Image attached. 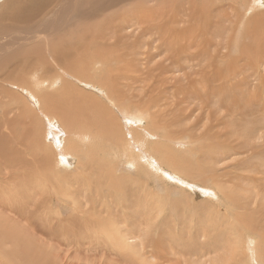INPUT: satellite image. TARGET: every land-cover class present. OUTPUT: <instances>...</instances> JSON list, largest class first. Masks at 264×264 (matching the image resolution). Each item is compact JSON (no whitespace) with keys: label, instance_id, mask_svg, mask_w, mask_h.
<instances>
[{"label":"bare ground","instance_id":"obj_1","mask_svg":"<svg viewBox=\"0 0 264 264\" xmlns=\"http://www.w3.org/2000/svg\"><path fill=\"white\" fill-rule=\"evenodd\" d=\"M69 2L70 0H64L62 4L58 6L56 11L52 14L53 17H51L47 33H44V29L42 27L44 24H46V20H44L42 24H40L39 33L37 31H32L31 29H28V32L32 36V39L28 40V39H20L21 34L23 33V24L27 20V17L19 13V6H17V4L13 3L11 0H0V44L2 41L6 40L7 38L9 39L7 46L0 47V82L1 80L5 81L6 84L2 88L3 92H0V198H2L5 195V193H7L9 195L10 200H7L5 203L12 208L11 210L7 211L8 209L4 206L3 203L0 202V236L1 237L3 236V240L5 235L6 236L9 235V233H6L5 235L4 233L6 230L11 231V226L14 227V233L22 232V230L18 228L19 224H16V221H19V219L16 217L17 213H19L18 208L22 209L23 207L24 213H26V210H29L26 209L27 206L37 205L38 203L41 202L40 201L41 195H39L38 201L34 199H32L31 201L30 199L24 202L21 200L27 197H36L39 194L38 188L32 182L33 184L30 185L29 189L24 188L23 198L20 197V193L23 191L21 190L22 181H21V172H20L22 168H25L26 165H31V164H33L34 167H36V164H38L39 167L46 169L45 166L47 165L49 167V168L47 167V169H50L53 172L49 173V178H44L45 182H49L47 185H45V187L51 185L50 181L60 186L61 185L60 181H62L61 178L64 177V175L65 177L67 176L65 178V181L68 182V184H73L75 186L83 184L84 186L83 179L82 180L79 179V181L72 183V180H74L76 176L73 175L71 176V178L68 177V175L72 172L73 169L70 167L71 163L69 162L72 160L71 155H74V153L71 151H76V149L71 148L69 146L67 149L66 145L68 143L72 145L73 143L72 146L76 145L77 146L76 148H78L77 145L78 143L75 144V142L73 141L68 142L66 135L73 137L74 140L84 139L85 141H86L85 137H89L88 135H90V137H94V133L91 132H89L88 135H85V133L82 134L78 132L79 133L78 134L75 131H73L72 130L73 126L72 127L69 126L70 122L68 120L65 121L63 115L55 113V116L52 117L53 114L50 110L52 103L48 99L49 94H47L46 99L44 100L41 98L42 95L41 93L39 94V92H37V94H39L38 97L37 95L36 96L32 95V93H30L31 91L28 92L27 90H25L26 89L24 88L25 84L28 83L31 84L32 82V84L35 85L33 88L34 89L36 88L37 90L39 87L40 89H42L50 84L52 87L49 86L50 87L49 89L55 90L54 89L55 87H57L60 83L64 82L65 83L64 84L65 87H63V93H64L67 90V86H68L67 82L63 80L64 77H68V79L71 78V80L77 82V84H82V85L84 84L85 86H90L89 81H87L88 83L84 82L86 81L85 79H89L91 76H93V71L94 72L97 71L98 73L100 69L102 71L105 68L103 66H109V68H111L113 67L112 64H116L118 66L122 65L121 68L123 70L117 67V72L114 74L112 73L111 69H110V74H107L108 76H105V74L102 73L101 75H99L97 85H101L102 88L107 92L109 100L111 101V103H113V105L117 108V110H119V113L121 112L123 113V115L128 114L127 110L124 109L129 110L132 107L134 112H136L137 110L141 111L136 117H133L131 119L123 116V118L127 120L129 126L132 125L133 128L139 129L141 127L140 121H145V116H146L152 128L161 130L159 132H151V128H150L149 136L137 137V142L140 144V146L145 150L147 148V151H144V153L142 154L139 152V150L133 148V141L130 140L127 135H121L120 133H116L115 130H112V134L107 132L109 136L108 135L104 136V138L108 136L107 137L108 140L115 138L114 141H111L113 143L110 146V148H108L106 145L104 146L102 145V147H100L99 145H101V143L99 145L94 146L90 143L87 144L84 143L85 141L83 142V148L95 147L96 152L97 153L101 152V154H103L102 158H105L103 161L104 166L103 168L100 169V171L101 173L106 175L107 179L110 181V185L109 187H107L108 190L107 194L110 198H112V204L115 207L113 208L115 210L121 208L119 201L121 199L127 198L129 200L133 199V201L139 202L143 200L142 198H140L141 196H143V198L146 196L145 193L146 190L144 189V186H143L144 190L141 189V186H139V188H136L137 183L133 180V177L135 175L138 176L140 179H142L141 183H143V185L146 186L147 190L149 189L148 187L151 185L152 182L151 177L156 178L163 186L166 187L165 189H169V185L165 183L168 180L169 181L174 180L179 183H182L183 181H187V179L191 181L192 180L191 178H194L202 181V184H204L205 181H211L213 185L214 184L217 185V188L215 189L216 193L214 192L213 194L220 193V195L223 197L224 200L223 201L224 203L222 204L228 206L229 213H231V210L233 208L238 207L237 204H239L238 203L239 199L237 198V194H238L237 190L239 188L236 189V191L230 190L229 188L231 186L226 184L219 177L217 178V176H215L216 175L215 173L213 177L212 176L209 177L212 174L211 173L212 167L209 166L208 169L207 164H210L211 162V164L219 165L223 161H226L229 158L231 159L232 157H236L238 155L246 156V161H247V159L254 158V157H249L250 154L254 156L255 154H258L257 147L259 146L256 145V141L261 137L264 139V125L262 126L260 123H258V120H255L258 123L257 125H255L256 123L253 122V120L251 121V119L249 118L251 116L255 117V113L259 114V111L261 113L262 109L260 108L262 107H263L262 111H264V104H261L260 100H257V97L254 96L258 94V93H254L255 90H249V88L248 90H244V88H247L248 87L247 85L250 84L249 83L250 78H255L258 82L261 83L262 81V83H264L263 75L260 73L258 68L260 66V63L258 61L256 62V60L253 58L247 59L248 62H250L249 65L252 66V68L250 69L252 70V72L250 73L249 70L248 78L247 79L244 78V80L240 79L239 81L240 84L236 82L238 85V90H236L237 91L236 97L233 95L236 99L233 100L234 101L233 105L230 104L232 107H230V105L228 106V102H229L228 100L230 99V98L228 99L229 89L225 87L227 89L226 91L224 89V86H221V83H218L220 86L217 88H215L216 86H214L213 88L202 90L203 93H200V90H195L193 91V93H191L192 91H189L188 89L184 92L178 93L177 90L171 91V89H173L175 87V84L178 82L173 83L174 85L170 86L169 84H171L172 80H170V78L168 79V77H166V75L164 74L168 73L171 67L172 68L176 67V65L179 64L180 62V59L175 56L176 50L174 49V45L176 44V40L178 38L182 36L187 37V34H190L192 32L204 36L205 33L209 31V28L214 25L215 19L221 20L224 23L222 25L223 26L222 28L229 29L230 31H235L238 28H240V32H242L246 28H250L253 30L254 28H252L251 26L253 25L255 26V23H259V24H261L262 22L264 23V10H262L264 9V0H99L97 9L99 12H101V15L97 19V30L95 29L97 31V35H94L93 33H90L91 36L76 34L77 37L83 39H86L87 37L91 39L89 40V42H87V40L84 42L82 39H79L76 43L78 50L74 51L73 53H66V45L70 40V35L72 31L68 30L69 29L68 28L67 31L64 32L62 28L63 27L65 28L66 25H68L67 23L69 18V12L71 11V8L76 6L75 4L69 5ZM91 3L92 0H90L89 5ZM122 4H126L125 8L126 7L127 8L122 9L121 8ZM87 6L88 5H84V2L79 5L80 10L79 12L76 13V20H75L76 25L79 24V26L83 27L84 22L87 21L86 17L89 14L88 9L92 8V6H89L88 9H86ZM27 7L28 4H26V8ZM175 7L176 10L173 11L172 8ZM209 12H211L210 18L207 16V13ZM122 14H125V17L123 19L121 18ZM14 16L19 18V22L13 20ZM186 17L188 18L187 21H189L190 25L188 28L186 27L181 28V26L187 22L185 20ZM202 22L204 24H202ZM16 23H18L17 27L13 29L10 32V34L7 36L6 35L7 29L9 27H12ZM61 29L63 30V33L56 34V32H58ZM245 35L244 37H246ZM252 35H254V31ZM252 35L250 36L251 38H253ZM34 36H37V42L39 46L36 47L33 46ZM191 36L194 35L192 34ZM150 38L156 39V43L162 42L164 46L168 45L169 47L170 45L169 52H171L172 54L174 53V56L166 57V60L167 62L170 63V65H166L165 62L163 63L162 62L163 59H162L159 61L158 64L156 63L155 66H151V65L149 66L151 62L152 63L156 62V58L158 57L157 55L154 54L156 52L155 50H157L156 44H154V41H149ZM94 39L97 41V45L92 43ZM242 39L244 41V38ZM52 41H54V44H51ZM227 42L228 41L225 40L226 43L225 45H227ZM234 44L236 43L234 42ZM242 44L240 48L242 47ZM250 45L252 44L250 43ZM255 47L257 46L254 45V49L258 48ZM152 50H154V53L152 52ZM247 51H253V48L249 45L244 46L242 49V53H245ZM22 53H26L25 56L27 58L26 66L15 68L14 69L15 76H13L11 69L17 64V60L19 61V59L23 55ZM32 55H35V59L31 62ZM141 55L144 57L143 60L146 66H144L142 61H140ZM242 55L246 56L248 54H242ZM66 59H70L74 63L75 68L69 69L67 71L64 70L62 64L66 61ZM58 69H62L63 72L58 71ZM132 69H134V71ZM235 71L236 70H234V74L232 73L233 75H235ZM144 72L146 77L145 80L141 82L142 84L141 87H135L137 83L133 78V76H135L134 73L137 75V74H143ZM122 79H123L122 82L128 79H131L132 82L125 81V84L123 85L121 83ZM71 83L70 86H72ZM252 83L255 86L254 82ZM146 84H149L148 87L147 86L145 87ZM231 86L233 85L231 84ZM194 87H198V86H194ZM8 88L15 89L21 92L22 91L26 92L27 93L25 94L26 97L28 98L29 96V99L34 100L33 103L35 104V106L37 105V103L38 105L41 103V106L38 108L39 109L38 113H40L42 119L41 118L38 119L39 123L42 122V124H44L45 120L43 118L46 117L47 120L49 119L48 120L49 123L52 122L51 120H54V118H56L59 120V121L57 120L59 124L60 123L62 124V127L57 126L56 125L57 121L55 119L53 121L54 123L49 124L48 127H43L41 125V129L39 132H37L36 136L33 134L31 143L38 142L40 146L39 153L42 154V157H39L40 154L31 151L32 152L31 156L34 159L33 163L29 161L21 160V148L19 145V141L16 140L14 131L13 132L11 131V129H13L11 127H13V125H16V121H17L16 117L19 116L16 117H14L15 115L11 116L10 114H12L13 112H10V110L13 107L12 106L8 107V103H7L6 105L7 108H6L5 106L6 103L4 104L3 101L5 98H9L16 103L19 100L17 99L15 101V96L13 95V92H11ZM125 88H129V89L126 90ZM131 88H134L136 90H141L144 96L147 97L146 98L147 100H143L139 98V96H137L136 98L134 97L135 98V99L133 98L134 101L131 102L129 100L131 96L128 95L129 90ZM34 89L32 91L33 93H34ZM168 90H170L171 92V98L173 100L172 103L168 101L169 99L167 96ZM56 91L58 92V90ZM245 91L250 92L251 95L253 96L250 95L247 96V93H245ZM50 93H52L51 90ZM233 101H231V103ZM146 102H148V106L142 107ZM3 105L4 107H2ZM29 110L32 111L33 113L32 116H34V113L36 112H34L32 108ZM108 110L109 109H107V112ZM222 111H226L227 113L225 114L229 115V118L230 116H233V125H229L230 123L225 121V117L228 116L226 115L222 117L220 116L219 112ZM184 112H186L188 115L185 117H178ZM202 113L206 114L207 119H202ZM234 113L236 115L237 114L241 115V117H237L236 115H234ZM117 116H115L114 114V116L111 117H114L115 119L121 117L119 114ZM175 117H178L177 121L180 124H183L184 122H187L191 120V118L195 117V120L192 121L196 122L197 125L201 124L200 135H197L199 133L196 134L195 132L196 127H190L191 124L193 125V123H191L192 121H190V125H188V123L181 125L182 126L181 130L183 131L182 133L184 134H180L179 126L178 127L175 126L173 127V129H170L169 125L167 124L170 119L176 120ZM229 118L228 120H230ZM120 124L121 122L120 123L118 122L117 126H120L121 129L124 130L123 126ZM92 129L94 130L93 125H92ZM107 129H110V127H108ZM219 129L221 131H218ZM95 130H97V128ZM88 131H91V129ZM65 132H69V133L66 134ZM105 132L103 134H105ZM95 137L97 138V135ZM159 139L166 141L170 140L173 143L167 145L168 146L167 151L169 152L168 159L161 145L157 147L149 146V144H151L153 140H159ZM185 145L188 146L196 145L200 147L196 148L195 146H193V149H191L192 152H188L190 156H186L187 153H184V156L179 158V153L182 148L180 150L177 148L178 146L184 147ZM32 147H36V145H32L31 147H29L28 145L26 149L29 148L33 149ZM81 149L80 151H78L79 158H80ZM197 154H204L203 157L209 159V161H205L204 158L196 159V157H192V156H197ZM105 156H110V157L106 158ZM199 156L201 157V155ZM201 159L203 163L199 162V160ZM82 161L79 162L78 169L80 168L85 169L87 164H84ZM97 169L99 168L97 167ZM168 171H171V174H168ZM92 172H97V171L92 170ZM229 173L230 172H228L226 176H228ZM256 174H260V173L257 172ZM262 174L264 175V172H262ZM248 179L253 183H257L260 181V178H258L257 175H255L253 178L251 177ZM158 181H156L155 183H157ZM101 182H102L101 178H98L96 185L97 192H99V190L102 188ZM191 182H192L191 184L194 183L193 180ZM59 188H61V186ZM190 188L199 189L193 185ZM204 188L210 190L213 188V186L212 187L203 186L201 193L203 192ZM42 189L43 191H45L44 187ZM47 193L43 192L42 195L45 196V200H47L49 203H53L55 201L63 208L68 206L67 204L68 202L65 201V197H67L65 193L59 197L57 193L56 194L57 196H55L56 198H54L50 194L47 195ZM250 198L251 197H249V199ZM61 200H63L65 204L61 203ZM251 201L254 202V199ZM240 202L243 203L242 200H240ZM248 202L249 201L244 202V204H247ZM47 205L48 204H46V206ZM141 205L142 204H139L138 210H133L130 213L123 212L120 216L116 215L117 221L115 222V224H109L111 231L108 230L107 228L108 226L107 224H105L104 220L97 218V238H89L88 241L84 240L86 242H84L83 240L73 241L76 237L70 239L69 238L70 233L68 231L66 232L62 231L63 234H61L62 235L61 237L63 241L69 244V247L65 244L66 248H68L70 251L71 249H74L75 251H79L78 255H80L84 253L83 251H86L88 253L89 251L96 252L94 246H97L96 248L97 263L99 264H102L103 263L102 259H105L107 257L108 258L106 259L105 264H125L124 261L129 264H155L152 260L149 259L148 255L146 256L145 254H142L140 252L141 250L144 249L143 242H141L140 244L131 242L134 240H142L144 242L148 241V245H149L151 236L150 233L147 232L146 230L154 231L156 226L158 225V224H154V225L150 224V222L149 224H144V221L153 220V216L151 217V215L146 214L144 209L139 210ZM102 206L108 207L107 203L105 202L102 204ZM121 209L123 210V208ZM105 213L110 214V211L107 210V212ZM19 215L21 216V214ZM144 218L146 219L144 220ZM234 220H235V224H230V225L226 224L225 227H221L220 225L218 226V228H215L216 232L213 233L214 234L213 239L208 238L207 232L202 231L200 234L203 235L206 244H197V241L200 240L199 239L200 235L199 236L197 235L198 238L196 239V237L193 236L195 235V233H192L193 228L189 224H188L189 226L186 224V227H182L183 225L173 223V227H172L173 239L175 242L182 244L187 248L188 252L187 251L185 252L186 256L195 257L196 255L199 256L201 253L203 255H206V252L204 251L211 252L216 248H221L220 246L222 239L225 237L226 234L229 233V235L231 236L229 240H227L228 247L225 249H227L226 251L229 250L228 253H230V256L229 255L228 256L231 258H228L227 256L223 259L225 255L223 256V254L221 253L223 252V249H220L216 254V255L220 254L217 257L216 261L213 260L209 261L206 258L199 259V257L197 260V257H195L196 258L195 264H229L231 262H233L232 264H237V260H239L238 264H241L242 262L243 264L245 263L264 264V256L260 254L261 242L264 239L263 234L260 233L261 235L260 234L258 235V233H256V229L258 230V228L254 227L255 224H248L247 221H245V219H243L242 215L239 213H236ZM22 221H25L26 224L33 223L32 213L28 212L24 216ZM71 221H73L72 224L77 223V222L74 223L76 220L71 217L68 218L67 221L64 218H58L57 223L70 224ZM92 223L96 224L95 222ZM130 225H132L133 228ZM209 225L210 224L203 225L202 227L205 228L206 230L208 229ZM258 225L264 227V224H258ZM112 226H114L115 229ZM145 226L147 227V229H145ZM179 227L181 228L179 229ZM169 228H170V224L168 225V227H165L164 231H168ZM182 229L184 230L182 231ZM59 230L61 229L59 228ZM243 232L244 233L246 232V238H247L246 239L247 244L243 243L246 245V247L243 248L244 249L247 248V251L242 252V250H240L241 241L240 243H238L239 240L234 239L232 235L233 233L236 234L238 236L236 237L241 240L242 238L241 235L243 234ZM100 234L110 236L109 238L110 241L114 237H119L120 238L119 241L121 242L117 245V248L110 250L109 247L107 246V243L105 244L107 240H105ZM210 235H212V232ZM257 235L259 236L258 238L259 240L256 238ZM252 236L256 239V241H254ZM35 237H36V229H34L30 233H27L25 240L27 249L25 251H27L26 253L29 255H33L35 254L34 252H39L41 250L46 249L45 241H43V243L42 244L40 243L41 245H39L38 243L39 240L36 239L34 240ZM181 237L189 239L190 242L189 243L182 242L180 240ZM19 238L12 237L11 240H14L15 242V240H19ZM3 240H0V264L6 263L4 259H7L6 256L9 253L13 254L12 249H11L12 251L9 250L11 252L5 254L6 253L5 251L7 250L3 249L2 245H4L6 240L5 241ZM9 240L7 241V244L8 242L11 241ZM56 240L58 241V239ZM257 241H260L259 242L260 245H258ZM32 242L35 245H33ZM11 244H15V243H11ZM48 244H50V242ZM233 244H237L238 246L236 248H231L230 246ZM51 245L52 244L48 246L50 247ZM100 246L101 248L99 249L98 247ZM126 247L137 251L136 254L137 256H139V259H136L135 257L130 256L129 254L123 255V253L126 250ZM13 248L16 251L15 246ZM3 254H5L6 256ZM35 256L31 257L29 260L27 259L28 263L26 264H35L36 263L35 260L36 261L38 260L37 264L39 262L41 263V256L39 255L38 257ZM52 256L53 255H51V257ZM70 256L69 255L63 256V254L55 253L53 257L54 258L53 263L81 264V259L78 258L77 259L79 261L77 262L69 261L71 260L70 258L72 257ZM13 257L15 258L16 256L13 254ZM38 258H40V260ZM48 260L50 261L52 259L48 258ZM32 261H34L35 263ZM49 263L51 264V262ZM174 264H178V262L174 261Z\"/></svg>","mask_w":264,"mask_h":264},{"label":"rangeland","instance_id":"obj_2","mask_svg":"<svg viewBox=\"0 0 264 264\" xmlns=\"http://www.w3.org/2000/svg\"><path fill=\"white\" fill-rule=\"evenodd\" d=\"M11 1L13 3L17 4V6H19V13L21 15L27 17V20L23 24V33L21 34L20 39L31 40L32 36L28 32V29H31L32 31H37L39 33L40 32V24H42V22L44 20H46V24H44L42 27L44 29V33H47L51 17H53L52 14L56 11L58 6H60L62 4V2L64 0H11ZM83 2H84V5H88L86 7V9H88L89 6H92V8L88 9L89 14L86 17L87 21L84 22V26L81 27V26H79V24L78 25L75 24V20H76V13L79 12V10H80L79 5ZM89 3H90V0H70V2H69V5L75 4L76 6L73 8L70 7L71 11L69 12V18H68V23H67L68 25H66L65 28L64 27L62 28L64 30V32H66L68 28H69L68 30L72 31V33L70 35V40L68 41V43L66 45V53H73L74 51L78 50L76 43L79 39H82L84 42L86 40H87V42H89V40L91 39V38H87V37H86V39H83V38L77 37L76 34L77 35L91 36L90 33H93L94 35H97V31H96L97 30V19L101 15V12H99L97 9V5L99 4V0H92V3L90 5H89ZM26 4H28L27 8H26ZM125 5L126 4H122L121 8L126 9L127 7L125 8ZM217 5H219V4H217ZM172 10L175 11L176 7L172 8ZM262 10H264V9H262ZM207 16L210 18L211 12L207 13ZM124 17H125V14H122L121 18L123 19ZM186 18H185V20L187 21L188 18L187 19ZM13 20H16L19 22L18 17L14 16ZM17 24L18 23H16L15 25H13L12 27H9L7 29V32H6L7 36L10 34V32L13 29H15L17 27ZM184 24L182 25L183 27L181 26V28H185V27L188 28L190 25L189 21H187ZM202 24H204V23L202 22ZM223 24L224 23L221 20L215 19L214 25L209 28V31H207L204 36H201L199 34H195L194 32H192L190 34H187V37L182 36L176 40V44L174 45V49L176 50L175 56L180 59V62H179V64L176 65V67H174V68L171 67L169 69V72L164 74V75H166V77H168V79L170 78V80H172V82L170 81L171 82V84H169L170 86L174 85L173 83L178 82L175 84V87L173 86L174 88L171 87V88H173V89H171V91L177 90L179 93V92H184L188 89L189 91H192L191 93H193V91H195V90H200V93H203L202 90L210 89V88H213L214 86H216L215 88H217L220 86L218 83H221V86H224V89L226 91H227V89H229L228 90V99L229 98L230 99L229 100L227 99V100L230 103L228 102V106L230 104L233 105L234 104L233 100L236 99L235 98L236 92H237L236 90H238L237 83L240 84V82H239L240 79L241 80H244V78L247 79L248 75H249V70L252 68V66L249 65L250 62H248V60H247L248 58H253L256 60V62L258 61L260 63L261 67L259 66L258 68H259L260 73L263 75V79H264V68H263L264 67V23L263 22L261 24L255 23V26L254 25L251 26L252 28H254L253 30L250 28H246L242 32H240V28L236 29L235 31H230L229 29H224V28H222ZM226 24H228V23H226ZM62 29L59 30L58 32H56V34L63 33ZM253 31H254V35H252ZM238 32H240V33H238ZM64 34H67V33H64ZM192 34L194 36H191ZM244 35L246 37H244ZM251 35L253 36V38L250 37ZM254 36H255V38H254ZM235 38L237 39V41ZM242 38H244V41ZM225 40L228 41L227 45H225L226 44ZM33 41H34L33 46H35V47L39 46L38 42H37V36L33 37ZM149 41H154V44H156V48L158 50V51L155 50L156 51L155 53H154V50H152V52L155 55H157L158 57L156 58V62H153V63L151 62L149 64V66L150 65L155 66V64L156 63L158 64L159 61L162 59H163L162 60L163 63L165 62L166 65H170V63L167 62V60H166L167 56H174V53L172 54L171 52H169L170 45L168 47V45L164 46V44L162 42L156 43V39H152V38H150ZM8 42H9V39L7 38L6 40L1 42L0 47L7 46ZM234 42L236 44H234ZM239 42H240V44H239ZM92 43L97 45V41L95 39L92 41ZM250 43L253 46L250 45ZM51 44H54V41H52ZM241 44H242V47L240 48ZM248 45L253 48V51H247L245 53H242L243 47L248 46ZM254 45H256L258 48L255 47L257 49H254ZM164 47H167V48H164ZM167 53H169V54H167ZM241 53L242 54H248V55L243 56ZM22 54L23 55L21 56L19 61L17 60V64L11 69L13 76H15V72H14L15 68H20L21 66H26V61H27V58L25 57L26 53H22ZM163 57H165V58H163ZM143 58L144 57L141 55L140 61H142V63L144 64L145 62H144ZM34 59H35V55H32L31 56V62ZM190 62H191V64H190ZM259 63H258V65H259ZM187 64H189V65H187ZM112 65H113V67H111V68H109V66H103L105 68L102 71L100 69L98 71V73H97V71H95V72L93 71V76L90 77L91 79L90 78L85 79L86 81H84L85 83H88L87 81H89L90 86H85L84 84L83 85L77 84V82L72 81L71 78L68 79V77H64L63 80H65V82H67L68 86H70V83L72 82L71 83L72 86L68 87L66 85L67 90L64 93H63V87H65L64 82L60 83L58 85L59 87L58 86L55 87L54 88L55 90L49 89L50 87H52L49 84L46 87L42 88L43 90L45 89L44 91L42 89H40V87L38 88V90L36 88L34 89L33 87L35 85L32 84V82H31L32 85L30 83L25 84V87H24V88H26L25 90H27L28 92L31 91L30 93H32V95H35V96L37 95L39 97V94L41 93L42 94L41 98L45 100L47 94H49L48 99L52 103L51 108H50V110L53 114L52 117L55 116V113L63 115L65 118L64 120L65 121L68 120L70 122V123L68 122L70 124L69 126L70 127L73 126L72 127L73 129L71 128L73 131H75L76 133H78V132L82 133V134L85 133V135H88V133L91 132V133H94V137H90V135H88L89 137H85V139H86V141H85L84 139H80V140L75 139L74 140L73 137L66 135L68 142L73 141V142H75V144L78 143L77 144L78 148H76L77 147L76 145H74L75 147L72 146L73 143H72V145L70 143H68L66 145L67 149H68V146L76 149V151H71L74 153V155H71L72 160L69 162L71 163L70 167L73 169H72V172L68 175V177L71 178V176H73V175L76 176L75 179L72 180V183L79 181V179H81V180L83 179L84 186H83V184L78 185V186L77 185L75 186L73 184H68V182L65 181V178L67 176L65 177V175H64V177L61 178L62 181H60L61 182V185H60L61 188H59L60 187L59 185H57L56 183L51 182V181H50L51 185L45 187V185H47L49 182H45L44 178H49V173L53 172L50 169H47V167H48L47 165L45 166L46 169L39 167L38 164H36V167H34V165L31 164V165H26L25 168H22V170L20 172H21V181H22V185H23V186L21 185V190H23V191L20 193V197L23 198L24 188L29 189L30 185H32L33 183L38 188L39 194L36 197H27V198H23L21 200L24 202H26L27 200H30V199H31V201H32V199L38 201V197H39V195H41V197H40L41 202L38 203L37 205L27 206L26 209H29V210H26V213H24L23 207H22V209L18 208L19 213H17L16 217L19 219V221H16V224H19L18 228L21 229L22 232H15L14 233V227L11 226V231H9V230L5 231L4 235L6 233H9V235H7V236L5 235L4 240H3V236L2 237L0 236V240H3V241L6 240L4 245H2L3 249L7 250V251L4 250L6 252L5 254H8L9 252H11L13 250L12 253L16 256L14 258L13 254H11V253H9L7 256L5 254H3L7 257V259H4L6 262L5 264H22V263L26 264V263H28L27 259L29 260L31 257H34L36 254L41 256V263L39 262L40 264H42L43 261H44L43 262V264H44L45 260H46V263L51 262V264H54L53 263V260H54L53 257H54L55 253L63 254V256H66V255L70 256L71 255L72 256V257L70 256L71 260H69L71 262L72 261L77 262V261H79L78 259H81V264H99V263H97V249H96L97 246H94L96 252H94V251L90 252L89 251V253H88L86 251H83L84 252L83 254L78 255L79 251H75L74 249H71V248H70L71 249V251H70L68 248H66L65 244L68 247H69V244L65 243L63 241V239L61 237L62 236L61 234H63L62 231H65V232L68 231L70 233V236H69L70 239H73L76 237L73 241H75V240H83V241L86 240V241H88L89 238H97V218L104 220L105 224H107V226H108L107 227L108 230L111 231L109 224H115V222L117 221L116 215L120 216L123 212L124 213H130L133 210H138L139 204H142L140 206L139 210L144 209L146 214L151 215V217L153 216V220L144 221V224H149V222H150V224H153V225L158 224V225L156 226L154 231L146 230L147 232L150 233V236H151L149 245H148V241L144 242L142 240H134L131 242L136 243V244H140L141 242H143L144 243V249L141 250L140 252L142 254H145L146 256L148 255L149 259L152 260L155 264L156 263H158V264H174V261H177L178 264H195V261H196L195 257H197V260L199 257V259L206 258L209 261H212V260L216 261L217 257L220 255V254L219 255H216V254L218 253V251L220 249H223V252H221V253L223 254V256L225 255L223 257V259L225 257H227L228 255L230 256V253H228L229 250L226 251L227 249H225L228 247L227 240H229V238L231 236V235H229V233L226 234L225 237L222 239L221 246H220L221 248H216L215 250H213L211 252L210 251H204V252H206V255H203L201 253L199 256L196 255L195 257L194 256H186L185 252L187 251V248L184 245L175 242L173 239V229H172L173 223L183 225L182 227H186V224L187 225L189 224L193 228L192 233H195V235H193V236L196 237V239H197L198 236L200 235V238H199L200 240L197 241V244H206V241L204 240L203 235L200 234L202 231L207 232V235H208L207 237L210 239H213V237H214L213 233L216 232L215 228H218V226H220V225H221V227H225L226 224H229V225L235 224L234 217L236 216V213H239L242 215L243 219H245V221H247L248 224H255V225L257 224L256 226L254 225L255 228H258V230L256 229V233H258V235L260 233H262L263 238H264V227L258 225V224H264V178H263L264 175L262 174V172H264V139L262 137L260 139L257 138L258 140L256 139L257 140L256 145L259 146V147H257V153L258 154H255V156L250 154L249 157H254L252 159H247V161H246V156L238 155L236 157H232L231 159L229 158L228 160L223 161L219 165L211 164V162H210V164H207L208 169H209V166L212 167V171H211L212 174L209 177H211V176L213 177L216 174L215 176H217V178L219 177L222 181H224L226 184L231 186L229 188L230 190L236 191V189L239 188L237 190V192H238L237 198L239 199V201H238L239 204H237L238 207L233 208L231 210V213H229L228 206L222 204V203H224L223 202L224 200H223V197L220 195V193L219 194H213L214 192L216 193L215 189L217 188V185L216 184L213 185L211 181H205V183H204L205 185H204V184H202V181L194 179V178H191L194 182L193 184H191L192 180L189 181L188 179H187V181H183L182 183H179V182L174 181V180H170V181L168 180L165 183L169 185V189H165L166 187L163 186L156 178L151 177L152 182H151V185L148 187L150 190L149 189L147 190L146 186L143 185V183H141L142 179H140L138 176H135V175L133 177V180L137 183L136 188H139V186H141V189H143V186H144V189L146 190L145 191L146 196L144 198H143V196H141L140 198H142L143 200L139 201V202H135V201H133V199H131V200H129L127 198L121 199V200H119L120 205H121L120 207L123 208V210L121 208H118L117 210L114 209L115 207L112 204V198H110L107 194V191H108L107 187H109L110 181L107 179L106 175H104L100 171V169L103 168V166H104L103 161L105 158H102L103 154H101V152H98V153L96 152L95 147H93L94 149L91 147L90 148H88V147L83 148V142L85 141L84 143H86V144L90 143L94 146L99 145L101 143V145H99L100 147H102V145L103 146L106 145L108 148H110V146L113 143L111 141H114L115 138L108 140L107 139V137L109 136L108 133L112 134V130H115L116 133H120L121 135H127L128 138L133 141V148L136 150H139V152L142 154V153H144V151H147V148L145 150L140 146V144L137 142V137L138 136H149V133H150L149 129L150 128H151V132H159L161 130H157V129L152 128L150 125V122L148 121L146 116H145V121H140L141 127L139 129L133 128L132 125L129 126L127 120L124 119L123 116L131 119L133 117H136L141 111L137 110L136 112H134L133 107H132L129 110L124 109V110H127L128 114L123 115V113H121V112L119 113V110H117V108L109 100L107 92L102 88L101 85H97L99 75H101L102 73H104L105 76H108L107 74H110V69L112 70L113 74L117 72V67L122 69L121 68L122 65H120V66H118L116 64H112ZM62 66H63V69L66 71L69 69L75 68L74 63L70 59H66V61L62 64ZM144 66H146V64H144ZM142 69H143V67H142ZM132 70L134 71V69H132ZM234 70H236L235 75H233ZM58 71L63 72L62 69H58ZM251 72H252V70H250V73ZM219 74H220V76H219ZM134 75L135 76H133V78L135 79V82L137 83L135 85V87H141V85H142L141 82H143L145 80V77H146L145 72L143 74H137V75L134 73ZM141 75H142V77H141ZM231 75L233 76L234 79L232 78ZM236 75H238V76H236ZM136 77H137V79H136ZM250 79H249L250 82L247 81L250 84L247 85L248 87L246 86L247 88H244V90H248V88H249V90H255L254 93H258V94L254 95V96L257 97V100H260L261 104H264V83H262V81H261V83L258 82L255 78H250ZM90 80H91V82H90ZM122 81H123V79L121 80V83L123 85L125 84V81L132 82L131 79L125 80L124 82H122ZM252 82H254L255 86L253 85ZM193 83H196V84H193ZM229 84H230V86H229ZM231 84L233 86H231ZM5 85H6L5 81L1 80L0 92H3L2 88ZM91 85H93V86H91ZM148 85L149 84H146L145 87L146 86L148 87ZM193 85L198 86V87H194ZM94 87H96V88H94ZM32 88L34 89V93L32 92L33 91ZM125 89L128 90L129 88H125ZM9 90L11 92H13V95L15 96V101L17 99L19 100L18 101L19 103L18 102L16 103L9 98H5L3 101L4 104L6 103L5 106L8 103V107H11V106L13 107L10 110V112H13L12 114H10L11 116L12 115H15L14 117L19 116V117H16V120H17L16 125H13V127H11V128H13V129H11V131L12 132L14 131L15 136H16V140L19 141V145L21 148V160L29 161V162L33 163L34 159L31 156V154H32L31 151L37 152L38 154H40L39 153L40 152V146H39L38 142L37 143H31L32 138H33V134L36 136L37 132H39L41 129V125L43 127H48L49 124L54 123L53 121L56 118H54V120H51L52 122L49 123L48 122L49 119L47 120L46 117H44L43 118L45 120L44 124H42V122L39 123L38 119L39 118L42 119V116L40 115V113H38L39 112L38 108L41 106V103L39 105L37 103V105H36L37 107H36L35 104L33 103L34 100L29 99L28 95H27L28 98L26 97V95H25V94H27L26 92L17 91L15 89H9ZM50 90L52 93H50ZM56 90H58V92ZM37 92H39V94H37ZM232 93H234V94H232ZM245 93H247V96H249V95L253 96L248 91H245ZM96 95H97V97H96ZM128 95L131 96L130 97L131 99L129 98V100L131 102L134 101V99L137 96H139V98H141L143 100H147L146 99L147 97L144 96V94L141 92V90H136L134 88H131L129 90ZM167 96L169 98L168 101L172 103L173 100L171 98L170 90H168ZM231 101H233V102L231 103ZM26 103H28V104H26ZM33 105H34V107H33ZM231 105H230V107H232ZM147 106H148V102H146L142 107H147ZM2 107H4V105ZM103 107H104V109H103ZM6 108H7V106H6ZM31 108L33 109L34 112H36V113H34V116H32V114H33L32 111L29 110ZM106 108L109 109L108 112H107ZM260 109L263 110V107ZM262 110H261V113L259 111V114L255 113V117L251 116L249 118V119H251V121L253 120V122L256 123V124L254 123L255 125H257L258 123H260L262 126L264 125V121H263L264 115H262V114H264V111H262ZM222 112H224V113H222ZM222 112H219L221 117L225 116L226 115L225 113H227L226 111H222ZM105 113H106V115H105ZM221 113H222V115H221ZM21 114H22V116H21ZM114 114H115V116H117L119 114L121 117L116 118V119L114 117H111V116H114ZM187 115L188 114L186 112H184L181 115H179L178 117H185ZM234 115H236V114L234 113ZM226 116H228V117H225V121L230 123L229 125H233V116H230V118H229V115H226ZM236 116L241 117V115H239V114H237ZM117 117H119V116H117ZM178 117H175L176 120L170 119L167 125H169L170 129H173V127H175V126H177V127L179 126L180 127L179 128L180 134H184V133H182L183 131L181 130V128H182L181 125L187 124V123H188V125H190V121H192V120L194 121L195 117L191 118V120H189L187 122H184L183 124H180L177 121ZM73 118H75V119H73ZM112 118H114V119H112ZM228 118L230 120H228ZM253 118H255V119H253ZM202 119H207L205 113H202ZM57 120L58 119H56V121ZM255 120H258V123ZM58 121L56 122L57 123L56 125L62 127V124L61 123L59 124ZM117 121L119 123L121 122L120 125L123 126L124 130H122L120 126H117L118 125ZM193 121L191 122V123H193V125L191 124L190 127H196L195 132H196V134L199 133L197 135H200L201 124L197 125L196 122H193ZM86 122H88V123H86ZM92 125H93L94 130L92 129ZM108 127H110V129H107ZM96 128H97V130H95ZM241 128H242V126H241ZM90 129H91V131H88ZM98 130H100V131H98ZM105 130H106V132H105ZM109 130H110V132H109ZM119 130H120V132H119ZM101 131H102V133H101ZM123 131H125V132H123ZM218 131H221V130L219 129ZM218 131H216V132H218ZM104 132H105V134H103ZM65 133L68 134L69 132H65ZM124 133H127V134H124ZM99 134L100 135L103 134V135H101L102 137ZM96 135H97L98 139L95 137ZM106 135H108V136L104 138V136H106ZM80 141H81V143H80ZM170 144H173L170 140L166 141V140L159 139V140H153L151 142V144H149V146L157 147V146L161 145L163 148V151H164V153L168 159L169 158V156H168L169 152L167 151V147H168L167 145H170ZM28 145H29V147H31L32 145H36V147H32L35 150H33L31 148L26 149V147ZM164 145H166V146H164ZM190 146L185 145L184 147H180V146H178V148L176 147L179 150L182 148L180 153H179V158L184 156V153H187L186 156H190L188 154V152H192L191 149H193V146H195L196 148L200 147V146H196V145H193L191 147ZM80 149L82 152V154L80 152V158L84 161H82L78 157V151H80ZM199 155H201V157ZM87 156H89V157H87ZM203 156H204V154H197V156H192V157H196V159L197 158L199 159V158H204ZM39 157H42V154H40ZM105 157L108 158L110 156H105ZM204 160L209 161V159H207V158H204ZM80 161H82L84 164H87L85 169H83V168L78 169ZM199 162L203 163L202 159L199 160ZM196 165H198V164H196ZM97 167L99 169H97ZM92 170H96L97 172H92ZM228 172H230V173L228 176H226V174ZM257 172H259L260 174H256ZM168 174H171V171H168ZM255 175H257V177L260 178V181L257 183H253L252 181H250L248 179L251 177L253 178ZM261 175H263V176H261ZM98 178H101V181H102L101 182L102 188L99 190V192H97V186H96ZM137 181H139V182H137ZM156 181H158V182L155 183ZM192 185L199 188L200 190L195 189V188L191 189L190 187ZM152 186H154V187H152ZM203 186H206V187H212L213 186L214 189L213 188L210 189L212 191L211 192L209 189L204 188L203 189L204 193L203 192L201 193ZM43 187L45 188V191H43V189H42ZM73 187H74V189H73ZM43 192H45V193L48 192L47 195L50 194L54 198H56L55 196H57V195L59 197L65 193L67 195V197H65V201L68 202L67 203L68 206L65 208L68 210L63 208L61 205H59L55 201L53 203H49L47 200H45V196L42 195ZM71 193H73V194H71ZM77 193H79V194H77ZM211 194H213V195H211ZM248 196L251 198L249 199ZM72 197H73V199H72ZM113 199H115V198H113ZM253 199H254V202L251 201ZM7 200H10V198H9V195L7 193H5V195L2 198H0V202L3 203L4 206L8 209V210L7 209L6 210L9 211L12 208L5 203ZM63 200H61V203H64ZM240 200H242L243 203L240 202ZM247 201H249V202L247 204H244V202H247ZM85 202H87V203H85ZM104 202L107 203L108 207L102 206V204ZM46 204H48L47 206H49V207H47ZM51 204H53V205H51ZM91 208H92V210H91ZM61 210H63V211H61ZM107 210L110 211V214L105 213V212H107ZM28 212L32 213L33 223H30V224H26L25 221H22L24 216ZM72 213H73V216H72ZM19 214H21V216ZM104 215L106 217L107 216L108 217L106 218ZM70 217L74 218L76 220L74 223H76V222L77 223L72 224L73 221H71L70 224H58L57 223L58 218H64L67 221L68 218H70ZM140 218H142V217H140ZM145 219L146 218H144V220ZM53 222H54V224H53ZM92 222H95L96 224H93ZM168 223L170 224V228L168 231H164L165 227H168V225H169ZM207 224H210V225H209L208 229L205 230V228H203L202 226L207 225ZM211 225H213V226H211ZM130 226L133 228L132 225H130ZM112 227L115 229L114 226H112ZM59 228L61 230H59ZM180 228L181 227H179V229ZM34 229H36V237L34 238V240L35 239L39 240L40 241V242L38 241L39 245H41L43 243V241H45L46 249L41 250L39 252H34L35 254H33V255H29L26 253L27 251H25L27 249L25 240H26L27 233L32 232ZM145 229H147L146 226H145ZM183 230L184 229H182V231ZM211 232H212V235H210ZM258 235L256 237L257 239L259 238ZM101 236L105 240H107L105 242V244L107 243V246L109 247L110 250L117 248V245L121 242V241H119L120 240L119 237H114L110 241V239H109L110 236L104 235V234ZM104 236H107L108 238L104 237ZM232 236L234 239L239 240L238 243H240V241H241L240 250H242V252L247 251V248H245V249L243 248V247H246V245L243 243L247 242L246 232L245 233L243 232V234L241 235V237H242L241 240L239 238H237L238 236L234 233ZM254 236H255V234H254ZM12 237L13 238L14 237L15 238L20 237L19 238L20 241L15 240V242H14V240H11ZM190 237H191V235H190ZM9 238L12 242L9 240ZM252 238L254 239V241H256V239L253 236H252ZM56 239H58V241ZM8 240L11 243H15V244H11L10 242H8V244H7ZM180 240L182 242H186V243L190 242L189 239H186L184 237H181ZM86 241H84V242H86ZM49 242H50V244H52L50 247L48 246V245H50V244H48ZM257 242H258V245H260L259 244L260 241H257ZM263 242H264V239L261 242V246H260L261 251L259 250L260 254L262 256H264V243ZM32 244H33V242H32ZM33 245H35V244H33ZM39 245H37V246H39ZM14 246L16 248V251L13 248ZM237 246H238L237 244H233L230 247L236 248ZM98 248L100 249L101 246ZM9 250H11V251H9ZM14 251L16 252L17 255L15 254ZM47 252H48V254H47ZM136 252L137 251L126 247V250L123 253V255L129 254L130 256H133L136 259H139V256H137ZM38 255H36L35 257H38ZM51 255H53V256L51 257ZM9 256H12V257H9ZM229 256H228V258H231ZM48 258L52 259V260L49 261ZM107 258L102 259V262H103L102 264H105V261ZM38 259L40 260V258H38ZM21 261H23V262H21ZM32 262H34V261H32ZM35 262L34 263L37 264L38 260L37 261L35 260ZM124 263L129 264L125 261H124ZM232 263L233 262H231L229 264H232ZM238 263H239V260H237V264ZM241 264H243V262ZM245 264H248V263H245Z\"/></svg>","mask_w":264,"mask_h":264}]
</instances>
